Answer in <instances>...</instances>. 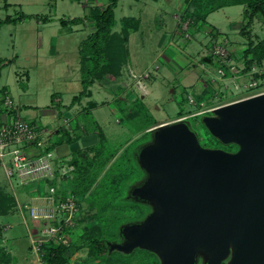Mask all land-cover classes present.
<instances>
[{"label":"rangeland","instance_id":"rangeland-1","mask_svg":"<svg viewBox=\"0 0 264 264\" xmlns=\"http://www.w3.org/2000/svg\"><path fill=\"white\" fill-rule=\"evenodd\" d=\"M185 7V0H119L115 8L116 31L121 30L125 17L141 20L140 29L130 35V57L123 67L122 75L116 80L95 82L91 87V96L84 97L80 104H75V108L63 113V110L60 111L58 106L54 105V100L57 103L58 99L62 108L68 110L74 96L83 90L80 46L94 28L88 20L78 25L64 26L61 19L86 17L89 11L88 2L0 0V20L7 16L19 17L23 13L49 17L47 21L32 17L0 26V58L5 62L1 67L0 100L3 92L8 90L16 105L20 107L24 119L39 122L51 130L62 124L64 118H69L75 129L78 125H83L88 131L92 129L94 118L100 119L107 134L106 154L115 153L121 148L114 160H118L125 153L135 164L133 174L120 186L112 189L111 196L115 199L110 197L98 201L99 204L106 203L108 206L122 209L111 211V215H121L116 242L124 241L121 226L143 221L153 210L152 204L134 195L133 190L148 176L140 161V151L154 141L156 127L182 118L196 131L200 141L204 142L203 118L209 115L210 111L213 114V110L209 108L257 93L238 92L233 89L235 83L230 82L226 87L221 82H213L212 79L218 73L216 59L208 64L207 68L202 66L203 57L207 53L204 47H208L214 40L225 39L223 42L232 58L242 55L249 42L248 37L241 33L242 26L246 24V5H230L209 14L208 21L216 26L222 35L215 38L193 24L190 25L193 32L190 40L185 38L184 25L180 23ZM250 30L254 40L264 37V23L259 16L255 18ZM236 60L240 67H243L244 62ZM146 73L150 76L147 77ZM252 80L254 79L251 75H243L238 84L243 87L245 82ZM140 82L147 92L139 86ZM208 83L214 89L213 97L200 99ZM23 84H26V88ZM189 96L194 97L196 103L190 102ZM92 101L96 102L98 107L89 113L83 111V105L90 109ZM199 111L204 112L198 116L194 115ZM130 112H133L134 117L129 116ZM181 113L183 115L179 116ZM81 136L82 130L77 129L76 138ZM69 137L64 129L60 130V133H54L51 136L54 149ZM227 145L224 143L222 146L228 147ZM84 149L85 147L72 151L60 159L71 162L73 158L80 161L84 157L86 160L89 158V152L86 155ZM116 161L110 169V173L115 177V173L124 170L123 165H118ZM88 179L89 177H86L83 181ZM81 180L80 174L75 170L67 185L68 189L72 192L79 186L77 183L84 184ZM0 187L12 191L1 165ZM42 188L46 191L45 182H42ZM14 189L21 202H26L37 193V185H21L17 181H14ZM78 197L87 207L90 195ZM85 211L87 213L88 209L85 208L83 212ZM109 218L112 222L113 216ZM2 224L10 227L0 236V241L16 256L18 262L39 264L36 254L32 251L28 229L21 213L15 211L0 216V226ZM69 233L71 239L77 241L81 228L72 229ZM84 255V251L78 252L73 257V262L80 264Z\"/></svg>","mask_w":264,"mask_h":264},{"label":"water","instance_id":"water-1","mask_svg":"<svg viewBox=\"0 0 264 264\" xmlns=\"http://www.w3.org/2000/svg\"><path fill=\"white\" fill-rule=\"evenodd\" d=\"M203 123L236 151L205 147L185 121L158 125L140 151L146 180L133 194L152 212L122 228L111 250L143 248L161 264H264V92L216 107ZM98 142L97 133L56 147L58 156Z\"/></svg>","mask_w":264,"mask_h":264},{"label":"trees","instance_id":"trees-1","mask_svg":"<svg viewBox=\"0 0 264 264\" xmlns=\"http://www.w3.org/2000/svg\"><path fill=\"white\" fill-rule=\"evenodd\" d=\"M79 2H88L89 11L86 17H75L72 19H61L64 26L78 25L85 21H90L94 30L82 41L80 46V70L83 90L75 95L71 105L72 107L77 102H80L84 97L91 96L92 85L97 81L116 80L122 75L123 67L128 62L130 50L128 42L130 35L139 30L141 20L136 17H125L123 19L122 28L120 31L114 29L115 25V8L119 0H76ZM186 7L182 13V19L193 20L192 25L201 27L214 37L220 35L219 30L214 25L208 26V16L212 12L230 5L245 4L244 21L246 24L242 26L241 33L249 39L247 47L243 50L240 56L245 64L243 73L251 70L254 64L262 65L264 62V37L259 40H254L250 30L256 17H260L264 23V0H185ZM37 17L44 21L49 20V17H40L33 14L23 13L19 17L7 16L0 20V26L6 23H18L25 19ZM203 61L213 62L212 56H204ZM10 62V61H9ZM5 64L0 58V75L1 67ZM254 79H264V73L252 74ZM209 84V83H208ZM264 85V81L259 84V87ZM26 88V84H23ZM210 87V88H208ZM209 84L203 89V97H213V87ZM1 102V101H0ZM96 102H91L90 105L95 106ZM3 109L0 108V115ZM210 111L208 114H211ZM207 114V113H205ZM181 113L179 116H182ZM129 116L134 117L133 112ZM198 116V115H197ZM205 129L204 142H201L205 147L219 148L222 147L228 151H236L237 144H228V147H223L224 143L217 137L212 135L209 129L203 123ZM99 136V142L94 146L95 155L86 160L71 159V163L76 165V172L80 174L82 180H78L72 192L78 195H90L88 198L87 207L80 199V212L78 216V227L81 228L79 240L71 239L70 244L48 242L43 246V260L46 264H75L73 257L80 251H84L85 255L81 259L80 264H161V259L157 253L137 248L130 253L114 249L111 250L109 242H116L117 228L120 225L119 220L121 215H111V211L122 209L115 206H108L106 203L99 204L98 201L108 199L111 196L112 189L120 186L128 177L135 171V164L131 157L123 154L112 163L115 153L106 154L107 138L101 128L94 130ZM73 139V140H72ZM78 138H70L66 141H61L60 144L78 140ZM93 147V148H94ZM116 161L118 165L122 164L124 170H120L115 175L110 173L113 163ZM115 163V164H116ZM127 170H130L127 172ZM84 176V177H83ZM86 177L89 179L85 181ZM84 180V181H83ZM115 183V184H114ZM108 203V202H107ZM87 208L88 212H83ZM18 211V203L15 194L4 187H0V216L8 215ZM110 216H113L111 222ZM85 222V223H84ZM122 227L120 230H122ZM122 232V231H121ZM123 237V236H122ZM0 264H20L15 255H13L0 241ZM227 264V263H222Z\"/></svg>","mask_w":264,"mask_h":264},{"label":"built area","instance_id":"built-area-1","mask_svg":"<svg viewBox=\"0 0 264 264\" xmlns=\"http://www.w3.org/2000/svg\"><path fill=\"white\" fill-rule=\"evenodd\" d=\"M180 23L184 25L185 38L190 40L193 37L192 27H190L193 20L190 18L183 20L181 17ZM223 41L214 40L208 47H204V51L207 52L204 56H212L213 61L215 59L218 61V73L212 81L221 82L226 87L230 82L235 83L233 89L238 92H257L252 95L263 93L264 85L261 89L259 84L264 79H254L252 74L264 73V62L262 65L254 64L251 70L243 73L245 64L243 63V67H240L236 62V59L240 60V56L232 58ZM211 63L204 61L202 66L207 68ZM131 72L135 75L133 70ZM145 75L150 76L148 73ZM243 75H251L254 80L245 82L241 87L238 80L240 81ZM139 86L147 92L142 82ZM0 101V107L3 109L0 121V165L4 168L12 186V192L17 198L18 211L28 229L32 251L36 254L39 264H46L42 257L44 244L48 242L70 244L69 231L77 229L80 212V199L67 186L76 170V165L60 159L53 147L51 136L64 129L70 138H76L77 129L83 130L84 127L80 125L75 129L72 120L64 118L62 124L51 130L39 122L24 119L21 116L20 107L16 105L8 90L3 92ZM189 101L196 103L192 96H189ZM218 106L220 105H215L209 110H214ZM203 112L199 111L194 115ZM14 181L21 185H37V193L30 198L33 202H29L30 199L27 200L28 203L20 201L14 189ZM42 182L46 183V191L42 188ZM8 227L10 225L0 226V236Z\"/></svg>","mask_w":264,"mask_h":264},{"label":"crops","instance_id":"crops-1","mask_svg":"<svg viewBox=\"0 0 264 264\" xmlns=\"http://www.w3.org/2000/svg\"><path fill=\"white\" fill-rule=\"evenodd\" d=\"M208 26H210V22L208 21ZM212 25V24H211ZM216 27V26H215ZM218 29V28H217ZM219 30V29H218ZM219 33H220V35H222L221 34V32H220V30H219ZM173 39L174 38H172V42H173ZM57 101V103L55 102V100H54V105L56 104V106H58V109L60 110V111H62L63 110V113H64V111L66 112V111H69L71 108H75V104L72 106V107H70V108H68V110H66V109H64V108H62V106H61V104H60V102H59V100L57 99L56 100ZM78 103V102H77ZM81 103V101L79 102V104ZM91 107H90V109H88L87 108V106H85V105H83V108H82V110L83 111H86L87 113H89V112H91V110H93L94 108H97L98 107V104H95V106H93V105H90ZM1 108V107H0ZM53 109H55V108H53ZM78 110V109H77ZM80 112V111H79ZM2 114L3 113H1V115H0V121H1V118H2ZM100 120V119H99ZM97 118H94V120H93V124H92V126H91V130H88V131H86L85 130V126H83L84 128H83V130H82V135H85V134H90V133H96V132H94V130H96V129H98V128H101L102 130H103V132H104V134H105V136H106V138H107V134H106V131H105V129H104V127H103V125L100 123V121H99ZM177 121V120H176ZM162 123V122H161ZM79 124V123H78ZM78 126H80V125H78ZM151 127H153V126H151ZM156 127V126H155ZM98 135V134H97ZM98 142H99V136H98ZM97 142V143H98ZM96 143V144H97ZM96 144H93V145H91V146H88V147H85V149H84V152L86 153V155H87V152H89L88 153V157H93L94 155H95V145ZM94 147V148H93ZM82 149V148H81ZM121 151V148H119L118 150H117V152H115V156H114V158L111 160V162L110 163H112L113 162V160L116 158V155L118 154V152H120ZM84 153V154H85ZM83 160H84V157H83ZM35 201V200H34ZM27 203H28V201H26ZM29 202H33V200H31L30 199V201ZM3 225H5V224H2V226Z\"/></svg>","mask_w":264,"mask_h":264},{"label":"flooded vegetation","instance_id":"flooded-vegetation-1","mask_svg":"<svg viewBox=\"0 0 264 264\" xmlns=\"http://www.w3.org/2000/svg\"><path fill=\"white\" fill-rule=\"evenodd\" d=\"M229 260H230V257H228L226 260H224L222 263H227V264H229ZM221 263V264H222ZM197 264H204V259H203V257L200 255L199 257H198V263Z\"/></svg>","mask_w":264,"mask_h":264}]
</instances>
